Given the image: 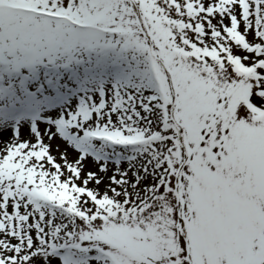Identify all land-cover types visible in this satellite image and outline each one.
<instances>
[{
    "label": "snow or ice",
    "instance_id": "snow-or-ice-1",
    "mask_svg": "<svg viewBox=\"0 0 264 264\" xmlns=\"http://www.w3.org/2000/svg\"><path fill=\"white\" fill-rule=\"evenodd\" d=\"M0 264H264V0H0Z\"/></svg>",
    "mask_w": 264,
    "mask_h": 264
}]
</instances>
